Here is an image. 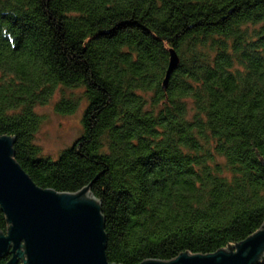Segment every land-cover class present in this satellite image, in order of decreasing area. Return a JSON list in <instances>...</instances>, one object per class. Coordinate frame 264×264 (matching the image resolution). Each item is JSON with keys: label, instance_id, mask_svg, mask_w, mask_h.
I'll use <instances>...</instances> for the list:
<instances>
[{"label": "trees", "instance_id": "1", "mask_svg": "<svg viewBox=\"0 0 264 264\" xmlns=\"http://www.w3.org/2000/svg\"><path fill=\"white\" fill-rule=\"evenodd\" d=\"M59 87L89 104L81 138L51 160L34 107ZM5 136L38 187L90 188L111 264L245 241L264 225V0H0Z\"/></svg>", "mask_w": 264, "mask_h": 264}, {"label": "water", "instance_id": "2", "mask_svg": "<svg viewBox=\"0 0 264 264\" xmlns=\"http://www.w3.org/2000/svg\"><path fill=\"white\" fill-rule=\"evenodd\" d=\"M165 84L179 66L170 52ZM15 139L0 137V208L8 231L0 233V261L6 264H111L101 203L90 188L57 193L38 187L14 160ZM264 225L245 241L210 255L182 254L168 262L142 264H261Z\"/></svg>", "mask_w": 264, "mask_h": 264}, {"label": "rangeland", "instance_id": "3", "mask_svg": "<svg viewBox=\"0 0 264 264\" xmlns=\"http://www.w3.org/2000/svg\"><path fill=\"white\" fill-rule=\"evenodd\" d=\"M66 99L78 103V109L73 114L57 112L58 104ZM88 104L83 88L59 87L48 102L34 107L36 114L42 118V124L35 136V143L40 148L42 157L57 160L62 152L81 138L83 114Z\"/></svg>", "mask_w": 264, "mask_h": 264}]
</instances>
